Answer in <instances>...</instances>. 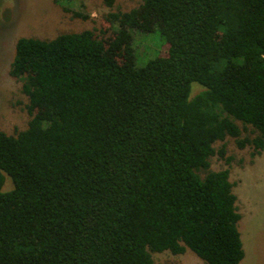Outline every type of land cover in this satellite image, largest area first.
Instances as JSON below:
<instances>
[{"label":"trees","instance_id":"1","mask_svg":"<svg viewBox=\"0 0 264 264\" xmlns=\"http://www.w3.org/2000/svg\"><path fill=\"white\" fill-rule=\"evenodd\" d=\"M104 19L15 41L8 72L30 118L0 129V264H154L187 249L240 264L229 170L209 167L226 137L264 148V0H141ZM132 29L162 37L141 66Z\"/></svg>","mask_w":264,"mask_h":264},{"label":"rangeland","instance_id":"2","mask_svg":"<svg viewBox=\"0 0 264 264\" xmlns=\"http://www.w3.org/2000/svg\"><path fill=\"white\" fill-rule=\"evenodd\" d=\"M141 0H115L111 7L103 0H0V129L8 134L24 129L30 118L26 109L27 96L22 92L21 81L9 75V65L18 37L52 38L61 32L106 27L104 16L109 11H127L138 6ZM63 6L69 11L63 10ZM80 16H74L72 12ZM132 45L137 66L159 55L162 37L157 30L144 32L131 30ZM202 89L192 82L191 96ZM225 146L226 163L217 153L210 157V169L228 168L229 180L236 195L240 213L238 230L244 249L240 264H264V148L252 154L248 145L238 147L234 138L216 141L217 149ZM7 180L8 177H6ZM6 181L4 188H9ZM154 264H207L187 249L181 254L168 250L151 252Z\"/></svg>","mask_w":264,"mask_h":264}]
</instances>
